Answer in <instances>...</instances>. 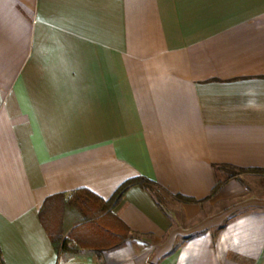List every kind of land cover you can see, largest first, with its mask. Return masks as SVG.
<instances>
[{"label": "crops", "instance_id": "1", "mask_svg": "<svg viewBox=\"0 0 264 264\" xmlns=\"http://www.w3.org/2000/svg\"><path fill=\"white\" fill-rule=\"evenodd\" d=\"M224 165L264 169V0H0V264H264ZM139 176L164 204L131 186L125 243L58 253L73 192Z\"/></svg>", "mask_w": 264, "mask_h": 264}, {"label": "trees", "instance_id": "2", "mask_svg": "<svg viewBox=\"0 0 264 264\" xmlns=\"http://www.w3.org/2000/svg\"><path fill=\"white\" fill-rule=\"evenodd\" d=\"M236 168L224 165L220 169ZM240 170L257 171L264 173L262 168H237ZM235 173L228 177L234 176ZM133 185H140L148 190L154 199L160 204H164V199L158 190V186L152 180L139 176L131 178L121 184L114 194L107 200L102 199L88 189H80L70 196L65 202L66 210L73 213L79 222L73 227L70 234L64 236L65 231L55 224L51 228L50 235L54 246L59 254L79 253L82 248L89 247L96 255L101 256L106 250L116 248L129 239V228L114 214L113 210L121 201L126 191ZM222 182L216 184L215 189L219 188ZM183 201H195L194 198L180 196ZM48 202L42 207L40 216L45 225L47 218L45 210ZM76 241V245L71 240Z\"/></svg>", "mask_w": 264, "mask_h": 264}, {"label": "rangeland", "instance_id": "3", "mask_svg": "<svg viewBox=\"0 0 264 264\" xmlns=\"http://www.w3.org/2000/svg\"><path fill=\"white\" fill-rule=\"evenodd\" d=\"M222 173H223L222 175L223 176L226 175L227 178H230L228 177L230 174L235 173V175L231 177H235V179L238 180L243 185V187H245V190L243 193L253 192V193L263 194L264 173L257 172V171L240 170L237 168L223 169ZM66 211H67L66 208H64L62 215H64ZM60 212H57V209H56V212L53 213L54 217L56 218L55 221H57L58 224H59L60 216H62ZM77 222H79V219L74 218L72 222L73 223L72 226H75ZM67 231H65L64 236L66 237L72 236L70 232L68 233Z\"/></svg>", "mask_w": 264, "mask_h": 264}, {"label": "built area", "instance_id": "4", "mask_svg": "<svg viewBox=\"0 0 264 264\" xmlns=\"http://www.w3.org/2000/svg\"><path fill=\"white\" fill-rule=\"evenodd\" d=\"M61 264H87V263H81V262H76V261H72V259L63 261Z\"/></svg>", "mask_w": 264, "mask_h": 264}]
</instances>
